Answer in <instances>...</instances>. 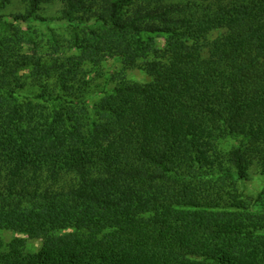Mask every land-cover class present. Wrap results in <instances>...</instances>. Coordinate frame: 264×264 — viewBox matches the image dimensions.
Here are the masks:
<instances>
[{
	"label": "trees",
	"instance_id": "1",
	"mask_svg": "<svg viewBox=\"0 0 264 264\" xmlns=\"http://www.w3.org/2000/svg\"><path fill=\"white\" fill-rule=\"evenodd\" d=\"M20 1L83 28L0 37V264H264V0Z\"/></svg>",
	"mask_w": 264,
	"mask_h": 264
},
{
	"label": "rangeland",
	"instance_id": "2",
	"mask_svg": "<svg viewBox=\"0 0 264 264\" xmlns=\"http://www.w3.org/2000/svg\"><path fill=\"white\" fill-rule=\"evenodd\" d=\"M57 7V5L49 7L45 15L57 17ZM25 9L26 6L20 0H13L11 4L5 6L0 4V37H9L18 33L19 37L22 39V47L25 52L32 50L35 45H39L44 47L43 52L48 54L52 51L51 45L55 42H58L59 45L62 46L60 51L63 52L67 50V43L72 39L73 34L80 32L83 28L82 26L77 27L65 20L47 21L45 23L33 20L29 23L15 22L14 16L24 13ZM90 23V26L93 25V22ZM220 34L221 31H216L212 33L210 38L217 37ZM153 42L157 47H162L164 43L161 37H154ZM103 66L105 70L109 72L119 70L120 68L119 64L111 59H108ZM126 77L140 84L149 80V78L138 69L127 71ZM96 83L100 84V80L95 81V84ZM238 185L239 192L243 193L247 199H254L257 194L264 189V177L254 175L249 181L241 182ZM2 235H5V238H11L13 234L5 233ZM27 246L30 251L34 252L38 250L39 242L29 241Z\"/></svg>",
	"mask_w": 264,
	"mask_h": 264
}]
</instances>
